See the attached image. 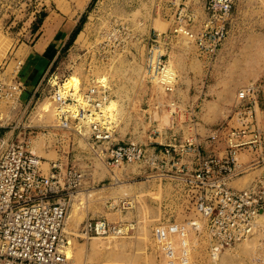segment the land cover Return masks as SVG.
Returning a JSON list of instances; mask_svg holds the SVG:
<instances>
[{
  "label": "built area",
  "instance_id": "built-area-1",
  "mask_svg": "<svg viewBox=\"0 0 264 264\" xmlns=\"http://www.w3.org/2000/svg\"><path fill=\"white\" fill-rule=\"evenodd\" d=\"M2 1L6 0H0V4ZM234 1L207 0L204 16L196 18L188 12L187 0H169L171 30L153 31L145 58L147 78L165 93L174 90L177 73L161 47L170 35L188 38L197 56L209 68L228 33ZM109 26L99 43L107 55L138 38L123 21L113 19ZM16 77L6 79L0 74V101L18 100L23 86ZM65 88L56 86L50 93L57 126L77 133L79 124L88 129L93 155L111 169L108 183L136 178L169 183L173 190L171 203H180L189 213L200 216L201 219L188 217L183 223L176 222L169 213L156 219L152 235L166 261L173 260L168 264L188 262L187 241L176 247L172 238L175 233L183 236L184 224H187L184 236L187 239L188 230L199 231L204 223L213 264H218L224 249L249 238L257 236L264 245V222H258L264 215V174L241 189L228 185L231 179L264 162V127L257 117L259 92L264 97V87L251 83L238 89L232 121L212 125L207 135L196 132L200 124L197 105L180 107L172 102L167 105L170 114L188 115V118L180 122L173 119L171 126L163 130L153 129L148 143L129 136L119 138L114 110L106 107L110 102V85L104 77L92 79L86 87L79 86L76 90ZM158 137L164 142L153 139ZM242 151L258 153L259 157L248 163L240 162L238 155ZM131 167L134 173L129 171ZM85 178L84 169L74 164L63 165L58 159L50 161L45 172L42 158L25 140L0 138V264H70L66 219L71 200ZM163 202L166 209L169 203ZM133 204L132 199L112 200L107 207L121 211L132 208ZM134 229L135 221L87 218L76 235L123 237Z\"/></svg>",
  "mask_w": 264,
  "mask_h": 264
},
{
  "label": "rangeland",
  "instance_id": "rangeland-1",
  "mask_svg": "<svg viewBox=\"0 0 264 264\" xmlns=\"http://www.w3.org/2000/svg\"><path fill=\"white\" fill-rule=\"evenodd\" d=\"M85 3L86 0L3 1L0 4L1 76L11 79L19 74L20 65L17 61L22 63L24 55V46L20 43L32 26L34 12L45 13L43 8H47L76 13ZM187 3L192 2L187 0ZM203 3L204 0H198L195 4L197 17L203 14ZM92 6L93 11L89 14L85 28L76 37L72 48L50 70L52 74L48 75L49 80L47 78L43 82L40 96L28 106L16 105L15 101H0V138L25 140L30 149H35L34 153L42 158L45 172L48 171L49 162L56 159L63 165L74 164L86 171L83 187L76 194L79 197L73 198L74 204L70 206L66 219L65 230L70 240V250L78 253L76 256L70 255V264L173 263V260L166 261L153 238L156 219L169 213L176 222L183 223L188 217L201 219L200 216L189 213L180 203H171L173 190L169 183L139 178L122 179L118 184L108 183L111 169L93 155L87 139L88 129L79 124L77 133L58 127L55 104L50 93L56 86L61 88L68 79L72 81L68 86L74 85L76 90L79 86L86 87L92 79L104 77L110 85V100H114L109 110H114L117 118L119 138L123 139L126 135L143 143L151 140L153 129L163 130L171 126L173 119L180 122L188 118V115L183 114L171 115L167 105L175 102L180 107L187 106L189 97L194 94V89L191 91L189 87L191 85L198 84L202 91V96L194 104L198 106L200 122L203 104L209 101L216 104L208 109L209 114H213L217 107L222 109L214 124L230 123L236 109L238 89L251 83L264 87V0L234 1L227 24L228 33L209 68L197 56L194 44L188 38L170 35L162 41L161 47L168 63L177 73V84L171 93L160 91L155 81L147 78L144 63V57L152 44V41L147 43L148 37H153L154 30L167 33L171 30L169 0H94ZM113 19L127 23L138 38L107 55L108 52L99 43ZM31 39L32 36H29L28 40ZM68 86L63 85L65 89ZM259 97L263 108L257 111V117L264 127V97L261 92ZM41 103L48 104L51 114H37ZM15 125L18 127L12 130ZM179 126L186 129L181 123ZM198 127L204 130L205 126L199 124ZM153 139L164 142L160 137ZM250 153L240 152L238 160L244 163L251 161ZM257 168V173H261L264 162H260ZM129 171L134 173V167ZM118 172L121 173V170ZM249 183L247 172L228 185L241 189ZM123 199H132L133 207L121 211L107 207L109 201ZM162 202L169 203L166 209ZM87 218L110 222L135 221V229L123 237L79 239L77 230ZM258 222H264V215ZM202 225L199 231L188 230L187 239L184 237L187 224L183 225V236L176 233L172 235L176 247L178 243L182 246L187 241V264H213L209 255L207 230L204 223ZM183 259L186 260L185 257ZM175 264H179V261ZM218 264H264V245L259 243L257 236L249 238L224 249L219 255Z\"/></svg>",
  "mask_w": 264,
  "mask_h": 264
},
{
  "label": "crops",
  "instance_id": "crops-1",
  "mask_svg": "<svg viewBox=\"0 0 264 264\" xmlns=\"http://www.w3.org/2000/svg\"><path fill=\"white\" fill-rule=\"evenodd\" d=\"M190 1L192 2L191 4L187 3L188 12L192 13L196 18H202L205 13V5L207 0H204L202 10L203 14L201 17H197L196 11L194 9L195 4L198 2V0ZM93 3L94 0H86L84 7L76 13H63L60 11L57 12L56 10H48L47 8H43L45 13H36L37 11L33 13L31 21L32 26L29 30L25 32L23 37L24 40L20 43V45L24 46V55L22 57V63L19 66V74L17 75L16 79L23 86V90L19 96L18 101H16V105L28 106L40 96V90L43 82L48 78V75L52 74V72L50 74V70L55 65V63L60 60L61 57L72 48L76 37L85 28V25L87 24L89 19V14L93 11ZM169 20L171 22V27L172 16H170ZM29 36H32L31 40H28ZM148 38L149 39L147 40V43L149 44V41L151 42L153 40V37ZM145 58L146 55L144 57V63ZM189 87L191 91L192 89H194V94L193 96L189 97V102L187 104L194 105L202 96V91L200 90L198 84L191 85ZM203 105L204 111L201 115L202 121L200 122V126L204 125L205 127H203L204 130L198 127V129H196V132L200 135H207L209 133L210 127L214 125V123L219 118L221 112L220 110L222 109L220 107H217V109H214L216 111L213 112V114H209L208 109L211 107V105L216 104L209 103L208 101ZM261 107L263 108L260 101V108L258 110H260ZM207 126L208 128H206ZM16 127L18 126L15 125L12 130H14ZM124 137L126 138V135ZM124 137L123 139H125ZM250 155V160H254L259 157L258 153L252 152L250 153ZM262 158H264V156H262ZM259 163H257L256 166H253L250 170L245 172H249L250 183L255 178L260 177L264 174V170L261 173H257V171L259 170V168H257V165ZM235 178L231 179L229 182H231ZM72 201L73 199L71 200L70 206L72 205ZM110 217L114 218V216ZM77 238L89 240L92 237ZM86 246L88 247V242Z\"/></svg>",
  "mask_w": 264,
  "mask_h": 264
},
{
  "label": "bare ground",
  "instance_id": "bare-ground-1",
  "mask_svg": "<svg viewBox=\"0 0 264 264\" xmlns=\"http://www.w3.org/2000/svg\"><path fill=\"white\" fill-rule=\"evenodd\" d=\"M3 2V1H2ZM1 2V3H2ZM70 83H72V81H71V79H68V80H66L65 82H64V84L63 85H69ZM156 83V82H155ZM156 85H157V87L160 89V91H163L162 89H161V87L156 83ZM68 88H76V86H74V85H71V86H68ZM113 101L114 100H110V102H109V104H107V109H109V108H111V106L113 105L112 103H113ZM47 103V102H46ZM38 113L37 114H44V113H47V115H48V113H50L51 111H50V108H49V106H48V104H45V103H41L40 105H39V107H38V111H37ZM51 114V113H50ZM41 115V116H42ZM54 118V117H53ZM37 148V147H36ZM33 152H36L35 151V149L33 150ZM39 152H40V150H39ZM41 155V154H40ZM90 193V192H89ZM89 193H87V195L89 194ZM76 197H79V196H76ZM75 197V198H76ZM74 204V203H73ZM72 204V205H73ZM77 247V246H76ZM71 248H70V246H69V249H68V251H69V255H78V253H74V251H72V250H70ZM79 249V248H78ZM75 251H78V250H75ZM78 258H79V256H78ZM75 259V258H74ZM77 261V260H76ZM77 263V262H76Z\"/></svg>",
  "mask_w": 264,
  "mask_h": 264
},
{
  "label": "water",
  "instance_id": "water-1",
  "mask_svg": "<svg viewBox=\"0 0 264 264\" xmlns=\"http://www.w3.org/2000/svg\"><path fill=\"white\" fill-rule=\"evenodd\" d=\"M263 213V210L262 209H260V214H262Z\"/></svg>",
  "mask_w": 264,
  "mask_h": 264
}]
</instances>
